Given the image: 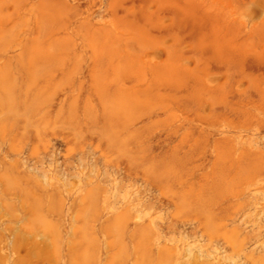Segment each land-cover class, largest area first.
Instances as JSON below:
<instances>
[{"label": "rangeland", "instance_id": "1", "mask_svg": "<svg viewBox=\"0 0 264 264\" xmlns=\"http://www.w3.org/2000/svg\"><path fill=\"white\" fill-rule=\"evenodd\" d=\"M0 264H264V0H0Z\"/></svg>", "mask_w": 264, "mask_h": 264}]
</instances>
